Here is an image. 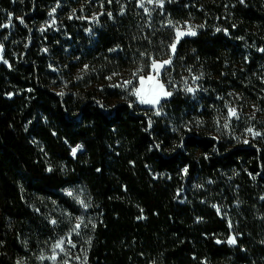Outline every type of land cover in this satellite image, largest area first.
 Masks as SVG:
<instances>
[{
  "label": "trees",
  "instance_id": "trees-1",
  "mask_svg": "<svg viewBox=\"0 0 264 264\" xmlns=\"http://www.w3.org/2000/svg\"><path fill=\"white\" fill-rule=\"evenodd\" d=\"M0 44V264L69 234L83 264H264V128L216 136L236 99L264 116V0H0ZM170 56L156 110L106 81Z\"/></svg>",
  "mask_w": 264,
  "mask_h": 264
},
{
  "label": "rangeland",
  "instance_id": "rangeland-1",
  "mask_svg": "<svg viewBox=\"0 0 264 264\" xmlns=\"http://www.w3.org/2000/svg\"><path fill=\"white\" fill-rule=\"evenodd\" d=\"M54 20H55V18H53L50 21V23L53 22ZM173 24H174V28H175L176 32H177V29H179L180 31L185 32L186 33L185 35H188L187 32H188L189 28L193 32H195V30L199 26V24L194 22V21H178V22H174ZM184 36H182V37H184ZM182 37H180V39ZM177 43L178 42L175 41V44H177ZM2 50H3V46L0 44V61H3V58L1 55ZM171 52L173 55L175 51L174 52L171 51ZM169 59L172 60V56L165 58V59H157L156 61L162 62L164 60H169ZM151 62H152V60L144 58L140 62L136 63L134 67L123 69L117 73H114V74L108 76L106 78V81H107V83H110L111 85L120 86L125 81L131 80L132 84L129 85L127 88H130L134 84H136L135 87H138L139 86L138 76L134 77L133 73H136L137 69H141L139 75H145V76L148 75L149 72L152 71L151 67H150ZM168 65H165L164 68L161 69L159 79H160V82L165 85V90L172 93V91L168 89L167 85L164 83V81L162 79L163 71ZM93 72H95L94 68H91V69L88 67L81 68L74 74L73 81L82 82L83 85H85V86H94L95 84H97V82L90 79L91 78L90 76ZM194 83H195V78L194 79L186 78V81H185L186 87L193 89V91L196 90ZM164 98H167V97H162L161 101ZM135 99L137 100L136 97H135ZM161 101H160V103H161ZM160 103L158 105H147V104H141L138 102V104L142 107H151L155 110L158 109ZM232 104L233 105H229V107H228V113L220 118L219 132L216 133V136L219 139H221L222 136L233 137L239 143H241L243 141L248 142L249 140L256 138L258 135H254L253 133H260L261 130L264 128V116H263V114L260 113L258 107L254 104L242 103V101H238L237 99ZM229 109H235L237 115L236 116H230ZM225 125H227V127H225ZM249 128H251L253 131L248 132L247 130ZM81 151H82V147L77 150L75 155H77ZM68 192L72 193V196L74 197V199L77 202L82 200L86 204L87 194L83 189L78 188L74 191L71 190ZM74 219L77 221V223H80V225H81L77 231H74V232L78 233L82 229L84 224L82 225L81 218L75 217ZM62 239L65 241V243L63 245V251H60V249H56L55 250L56 259L52 260V259H49V257H51L53 255V250H51V252L47 253L44 256V260H47L45 264H83V263L91 262V254L95 250V247L92 246L93 245L92 243H94L93 241L91 242V245L88 248L87 243L90 242L89 239H86V241H84L85 244L84 243H78L77 241H75L71 234L65 236ZM69 241H71V243H69ZM72 245H75V247H73ZM76 257H79V259H76ZM85 257H86V259H85ZM135 264H155V263L141 262V263H135Z\"/></svg>",
  "mask_w": 264,
  "mask_h": 264
},
{
  "label": "snow or ice",
  "instance_id": "snow-or-ice-1",
  "mask_svg": "<svg viewBox=\"0 0 264 264\" xmlns=\"http://www.w3.org/2000/svg\"><path fill=\"white\" fill-rule=\"evenodd\" d=\"M147 3L152 4V3H156L159 5H163L164 0H147ZM144 5L141 4V7H143ZM55 11V9H53V12ZM145 11H147V9H145ZM23 22V21H21ZM53 23H55V21H53ZM171 23V22H170ZM186 33L183 31H180L179 29H177L176 32V41L178 42L180 37L184 36ZM187 34H191V35H195V32H193L190 28L188 29ZM172 51H175V47L176 44L173 43L171 46ZM261 51H264V49H261ZM171 63V60H164L162 62H158L156 60H152L151 62V72H149L148 75H139L141 69H137L136 73H133L134 77L138 76V80H139V86L138 87H133L131 94L134 95L137 98V101L141 104H147V105H158L161 101L162 97H168L171 96L172 93L168 92L165 90V85L163 83L160 82L159 76H160V71L161 69L164 68L165 65H168ZM87 67V66H85ZM132 84L131 80L125 81L122 85H120L121 87H125L127 88L129 85ZM187 91H193V89L188 88ZM157 115H159L160 113L157 112ZM229 114L230 116H236V110L235 109H229ZM225 127H227V125H225ZM248 132H252L253 130L251 128H249L247 130ZM254 135H261L260 133H253ZM247 142V141H245ZM82 146L81 145H77L75 148H72V155L75 156L76 152L78 149H80ZM51 170V169H49ZM185 172H187V169H184ZM69 195H72L71 192L68 193ZM79 203H81L85 208L88 207L87 204L84 203V201H79ZM53 223H55V221H52ZM80 223H77L75 225V228L73 229V231H77L80 228ZM229 244H235L236 243V239L235 237H230L227 241ZM65 241L63 239L59 240L56 242V244L53 246V255L51 257H49V259L55 260L56 259V253L55 250L56 249H60V251H63V245H64ZM69 243H71V241H69ZM217 243H220V241H217ZM73 247H75V245H72ZM41 260L44 259L43 256L40 257ZM76 259H79V257H76ZM86 259V257H85Z\"/></svg>",
  "mask_w": 264,
  "mask_h": 264
}]
</instances>
